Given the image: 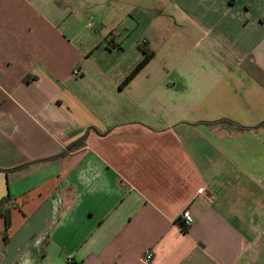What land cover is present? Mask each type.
Masks as SVG:
<instances>
[{
  "label": "crops",
  "instance_id": "obj_1",
  "mask_svg": "<svg viewBox=\"0 0 264 264\" xmlns=\"http://www.w3.org/2000/svg\"><path fill=\"white\" fill-rule=\"evenodd\" d=\"M261 122L264 0H0V264H264Z\"/></svg>",
  "mask_w": 264,
  "mask_h": 264
},
{
  "label": "trees",
  "instance_id": "obj_2",
  "mask_svg": "<svg viewBox=\"0 0 264 264\" xmlns=\"http://www.w3.org/2000/svg\"><path fill=\"white\" fill-rule=\"evenodd\" d=\"M141 50L143 52V58L141 61L135 66V68L130 72V74L125 78L123 83H128L153 57V52L148 49L146 46H141ZM228 122V121H227ZM231 123V122H229ZM261 126H264V122H261L256 128H259ZM255 128V129H256ZM86 135L82 136L81 139L77 142H75L73 145L69 146L70 150L75 149L76 147H81L84 144ZM9 170H6L4 172H8ZM8 197L4 198L0 201V218L4 220L5 224V231L4 234L7 233V231L10 228V221H11V210L9 208H3L5 203L7 202ZM179 227L183 232L187 231V228L184 227L183 222H179Z\"/></svg>",
  "mask_w": 264,
  "mask_h": 264
},
{
  "label": "built area",
  "instance_id": "obj_3",
  "mask_svg": "<svg viewBox=\"0 0 264 264\" xmlns=\"http://www.w3.org/2000/svg\"><path fill=\"white\" fill-rule=\"evenodd\" d=\"M75 75H77V73L75 72ZM203 192V189H199L198 190V194H201ZM181 217L183 219V225L185 227L189 226L190 224V221H189V213L187 211H184L182 214H181ZM153 259V254L151 252V250L147 249L143 252V255H142V260L144 263L146 264H149ZM66 264H74L73 260H72V257L68 256L67 259H66Z\"/></svg>",
  "mask_w": 264,
  "mask_h": 264
}]
</instances>
